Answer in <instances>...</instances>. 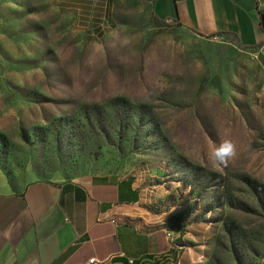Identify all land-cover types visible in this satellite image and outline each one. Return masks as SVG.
<instances>
[{"label":"rangeland","instance_id":"374dc122","mask_svg":"<svg viewBox=\"0 0 264 264\" xmlns=\"http://www.w3.org/2000/svg\"><path fill=\"white\" fill-rule=\"evenodd\" d=\"M111 2L0 0V191L132 175L170 250L153 264H264V42Z\"/></svg>","mask_w":264,"mask_h":264},{"label":"crops","instance_id":"0c3cea01","mask_svg":"<svg viewBox=\"0 0 264 264\" xmlns=\"http://www.w3.org/2000/svg\"><path fill=\"white\" fill-rule=\"evenodd\" d=\"M146 1L159 20L198 36H231L245 47L264 42L255 0ZM2 189L0 264H137L170 252L160 231L147 227L153 220L132 175L35 180L20 191Z\"/></svg>","mask_w":264,"mask_h":264},{"label":"clouds","instance_id":"9594fccd","mask_svg":"<svg viewBox=\"0 0 264 264\" xmlns=\"http://www.w3.org/2000/svg\"><path fill=\"white\" fill-rule=\"evenodd\" d=\"M237 154L236 146L231 141H224L215 150L213 155V161L217 164L227 166L229 161L233 159Z\"/></svg>","mask_w":264,"mask_h":264},{"label":"built area","instance_id":"2783aa9c","mask_svg":"<svg viewBox=\"0 0 264 264\" xmlns=\"http://www.w3.org/2000/svg\"><path fill=\"white\" fill-rule=\"evenodd\" d=\"M215 38H218V37H215ZM119 256H123V255L120 253ZM155 259H156V257H152V258H150L148 260H145V261L141 262V264H144V262H146V261H148L149 264L156 263V260ZM91 261H92V263H95V260L94 259L91 260ZM129 264H135V262L131 260V261H129ZM158 264H159V262H158Z\"/></svg>","mask_w":264,"mask_h":264},{"label":"trees","instance_id":"16d2710c","mask_svg":"<svg viewBox=\"0 0 264 264\" xmlns=\"http://www.w3.org/2000/svg\"><path fill=\"white\" fill-rule=\"evenodd\" d=\"M137 264H141V262H138Z\"/></svg>","mask_w":264,"mask_h":264},{"label":"water","instance_id":"95a60500","mask_svg":"<svg viewBox=\"0 0 264 264\" xmlns=\"http://www.w3.org/2000/svg\"><path fill=\"white\" fill-rule=\"evenodd\" d=\"M262 17H264V15H263ZM263 22H264V21H263Z\"/></svg>","mask_w":264,"mask_h":264}]
</instances>
